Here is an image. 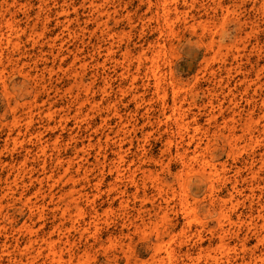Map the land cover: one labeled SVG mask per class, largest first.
<instances>
[{"label": "rangeland", "instance_id": "374dc122", "mask_svg": "<svg viewBox=\"0 0 264 264\" xmlns=\"http://www.w3.org/2000/svg\"><path fill=\"white\" fill-rule=\"evenodd\" d=\"M263 219L264 0H0V264H264Z\"/></svg>", "mask_w": 264, "mask_h": 264}, {"label": "bare ground", "instance_id": "6f19581e", "mask_svg": "<svg viewBox=\"0 0 264 264\" xmlns=\"http://www.w3.org/2000/svg\"><path fill=\"white\" fill-rule=\"evenodd\" d=\"M156 56H153L152 58H149V60H150V65H149V67H148V69H149V71L151 72V74H152V76L154 77V84H155V87H159V85H160V80H161V74H158V72H157V70H158V64H157V62L155 61V58ZM179 107H177V109H178ZM180 116V115H179ZM177 120H180L179 118H177ZM191 136V135H190ZM232 137L230 138L231 140L230 141H236L235 140V138L233 137V135H231ZM182 138V137H181ZM194 138V135L193 136H191L190 137V140H189V143H190V141H192V139ZM183 158H184V162H185V165L187 166V167H189L191 170H194V167H193V163L191 162V159H193V158H188V156H187V154L186 153H184V155H183ZM207 167H213L214 168V170L216 171V167L213 165V164H211V163H209V162H205V163H202L200 166H198V171H199V175H200V177H198V181H199V183H201V181L203 180V179H209V182H207V183H209L208 184V186L206 187L207 189H206V191H207V195L209 196V198H208V200L210 199V202L211 203H213V198H212V196H213V189H214V186H213V183H212V176L214 175L213 173H210V172H207ZM198 186V188H199V185H197ZM222 211H221V209H220V211L218 212V213H221ZM260 228L262 229V231L264 232V219H263V222L262 223H260ZM48 245H50V242H48L47 243V246ZM49 247V249L51 250V248H53V246H48ZM212 259H214V261H213V264H219V260L220 259H218L217 257H215V256H212L211 257ZM225 264H230V261H229V259H228V257H226L225 256Z\"/></svg>", "mask_w": 264, "mask_h": 264}]
</instances>
